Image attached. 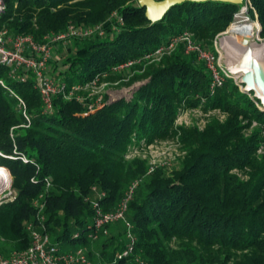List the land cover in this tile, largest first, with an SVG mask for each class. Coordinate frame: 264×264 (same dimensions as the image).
Wrapping results in <instances>:
<instances>
[{
    "label": "trees",
    "instance_id": "obj_1",
    "mask_svg": "<svg viewBox=\"0 0 264 264\" xmlns=\"http://www.w3.org/2000/svg\"><path fill=\"white\" fill-rule=\"evenodd\" d=\"M137 1L6 0L0 26L38 42L72 23L103 24L104 35L72 38L66 57L50 60L57 81L71 86L103 73H108L105 80L115 81L120 75L111 74L112 67L139 61L116 86L127 88L126 96L111 101L106 94L91 111L56 96L53 111L45 113L32 73L22 81L8 67L0 69L5 83H0V169L11 182L13 177L16 192L15 200L0 206V254L8 257L30 246L26 225L36 220L34 201L41 194L53 243L60 249L87 247L94 216L90 200L111 210L130 183L142 178L126 214L135 236L132 253L118 258L127 240L123 223L116 222L122 230L104 236L96 253L87 250L95 264H134L137 256L148 264H264V106L230 78L211 93L210 73L196 52L185 51L186 41L157 60L144 58L183 33L213 51L214 40L243 4L185 1L151 23ZM248 4L264 38V0ZM192 108L217 110L225 118H208L202 130L177 125L178 115ZM163 140H177L186 149L180 166L168 175L161 168L145 175L144 160L126 158L133 147ZM46 177L52 180L48 190ZM93 187L104 195L98 198Z\"/></svg>",
    "mask_w": 264,
    "mask_h": 264
},
{
    "label": "built area",
    "instance_id": "obj_2",
    "mask_svg": "<svg viewBox=\"0 0 264 264\" xmlns=\"http://www.w3.org/2000/svg\"><path fill=\"white\" fill-rule=\"evenodd\" d=\"M245 5L249 6V4ZM6 9V0H0V18L4 15ZM113 15H115V13H113ZM237 15L238 14L234 16L231 25L237 23ZM255 22L257 33L259 24L257 20ZM223 32L220 33L213 42L215 52L217 53L218 49L215 45L216 40L220 39L219 36L222 35ZM93 34H98L100 36L105 34L102 23L90 26H80L72 23L61 32L53 31L48 33L42 42H38L30 34H11L5 25L0 26V69L4 66L8 67L10 69V75L15 78L18 77L22 81L26 80L28 75L32 73L35 77L36 87L43 98L45 113H51L53 111V99L56 96H62L66 100H76L81 102L83 105L87 106L90 111L97 109L103 104L108 88H116V86L122 81L127 80L126 78L107 81L105 78L108 73H103L93 77L86 83L68 86L65 82L57 81L54 77L48 75L47 70L55 45L60 42L66 43L72 38H87ZM180 41H186L187 51L191 50L196 52L198 57L204 60L205 66L210 73L209 90L211 93L214 92L216 88L222 86L226 78L230 77L229 73L232 72L230 69H224V67L221 66L217 53L204 49L198 44L192 43L190 41L189 33H183L178 37L172 38L167 46L159 47L152 54L145 55V60L154 57L155 54H159L160 57L164 53H169ZM138 61L139 60H129L125 63L114 66L111 68L110 73H117L118 69L123 67L131 68V66ZM0 83L5 85L2 79H0ZM10 91L14 93L11 89ZM20 101L23 106L24 114L30 122V118L26 114L25 103L22 99H20ZM214 111L217 110L209 111L205 113V115ZM146 147L134 149L136 151V149H143ZM131 154H133L132 150L126 155V158L134 157ZM1 155L2 153L0 152V156ZM21 158L25 162L28 161L25 155ZM141 179L142 178H137L130 183L121 201L111 210H103L97 200H90L94 209L93 222L91 226L88 227L87 233V236L90 239L97 238L98 233L103 230L106 225L116 222H122L124 225L127 243L124 250L118 255V258L127 257L133 251L135 236L132 232V224L127 219L126 214L128 203L132 198L134 189L138 186ZM45 181L48 190L52 185V180L50 177H46ZM11 186L12 182L9 188L1 191L0 206L4 203L15 200L16 192ZM92 191L98 198L104 195V192H98L95 187L92 188ZM44 197L45 195L41 194L35 199L34 206L36 207V220L28 222L26 225L27 230L31 235L30 246L24 250L14 251L8 257L0 254V264H91L90 259L87 256V247H79L76 250L62 252L60 247L53 243L44 223V210L46 208ZM75 236L78 237L79 233H76ZM133 260L134 264H148L138 256Z\"/></svg>",
    "mask_w": 264,
    "mask_h": 264
},
{
    "label": "rangeland",
    "instance_id": "obj_3",
    "mask_svg": "<svg viewBox=\"0 0 264 264\" xmlns=\"http://www.w3.org/2000/svg\"><path fill=\"white\" fill-rule=\"evenodd\" d=\"M242 4L243 5L240 7V10L237 14L240 15L243 9H246V11H245V15L241 16L243 18L240 19V23H238V24H242V23L248 24V23H252L249 21H256L255 19H252L249 15V11H248L249 6L245 5V4H248V1H244ZM248 18H249V20H248ZM238 21H239V19H238ZM228 27L223 32V34L219 36L220 39L216 40L215 45H216V48L218 49V53L215 52V46L213 44V49H214L213 51L215 53H217L218 58H219V63L221 64L222 67H224V69H226V68L230 69L231 68V67L229 68V66L227 65V60L229 59V56L227 54L226 49L223 47V41L225 40V39L223 40V38H225V37L229 38L231 36V32L228 33V29H229ZM231 29L232 28H230V30ZM255 40H258V42H262V41H264V38H261L258 35V37ZM73 41L74 40H69L66 43H62V44L58 43L57 45H55V47L52 51V55H51V59H53V62L56 59H58V61L60 62L63 58L66 57V55L68 53H67V50H65V49L68 46H72ZM176 45H175V47H176ZM60 48L62 49L61 51H60ZM207 50L212 51L210 49H207ZM185 51L186 52H194L191 50L187 51V44L185 47ZM239 52H242V51L238 50L235 53H239ZM158 58H159V54H155L154 57H151L150 59L157 60ZM198 59L204 61L200 57H198ZM51 68H53V65L51 66V63L49 61L47 70H48V75H50V76H52ZM231 69H230V71H233V69L232 70ZM234 71H237V70H234ZM117 73H119L120 78L128 79L130 77V75L132 74V71L130 70L129 67H123V68L118 69ZM229 74H230V77H228V78L232 79L238 85L239 89L242 90L243 87L245 86V83H240L242 73L237 72V74H233V73H229ZM109 92H126V93H128V89L125 88L123 90H117L115 87H112V88H108L107 94H109ZM261 106L263 107L264 105L261 104ZM212 116H216L219 120H223L225 118V116L218 111H214L212 113L205 115V113H203L198 108H192V109L185 110L180 115H178V118L176 120V124L180 125V126H194L198 130H202L205 127V125L207 124L208 118H211ZM134 148L135 147L131 148V150L133 152V154H131V155L136 156L137 158H140L146 162L147 169H146L145 175H149L150 173H152L154 170H156L158 168H161L163 170V172L168 175V174H170V172L173 169L180 166L181 161L183 160L184 156L186 155V149L177 140L158 141V142H155V143L149 145L146 148L136 149V151ZM233 172H238V171L233 170ZM237 174H239L242 178L245 177V175L242 174L241 172H238ZM12 180H13V177H12ZM10 182H11V179H10ZM10 182L4 187V189H6L8 187ZM119 230H122L121 224H112L108 227L103 228L102 234H100V232H101L100 231L98 233L97 238L91 239L89 245L87 246V250L90 249L92 252L96 253L97 246H99V243L101 242L103 237L106 235H109V234H115ZM77 245L78 244H70L69 246L62 247L61 250H62V252H67L70 250H76L77 249L76 247H78ZM90 262H91V264H95L94 260H90Z\"/></svg>",
    "mask_w": 264,
    "mask_h": 264
},
{
    "label": "bare ground",
    "instance_id": "obj_4",
    "mask_svg": "<svg viewBox=\"0 0 264 264\" xmlns=\"http://www.w3.org/2000/svg\"><path fill=\"white\" fill-rule=\"evenodd\" d=\"M245 11L237 15V23L232 25L231 36L223 38V47L226 49L229 59L227 65L231 67V72H241L242 74L250 71L246 75V87L253 86L256 94L264 101V84L259 82L264 80V43L259 44L255 40V25L253 23H240L241 16ZM227 38V39H226ZM242 51L235 53L236 51ZM230 68V69H231ZM231 69V70H232ZM237 70V71H234ZM10 182V177L0 169V193Z\"/></svg>",
    "mask_w": 264,
    "mask_h": 264
},
{
    "label": "water",
    "instance_id": "obj_5",
    "mask_svg": "<svg viewBox=\"0 0 264 264\" xmlns=\"http://www.w3.org/2000/svg\"><path fill=\"white\" fill-rule=\"evenodd\" d=\"M185 1H195V2H202V1H208V0H138V5L141 7L145 8V17L147 18V20H149L151 23L159 21L162 19V17L165 15V13L174 5L176 4H180L182 2ZM212 1H223V2H229V3H233V4H242L245 0H212ZM258 22V21H257ZM232 23V22H231ZM230 23V25H231ZM259 24V23H258ZM230 25L228 28H230ZM259 31H260V25L259 28L257 30V34L259 35ZM249 72H245L242 74L240 83H245V86L243 87V91L244 92H249L252 91L253 92V97H256L260 100L261 104L264 105V101L256 94V90L254 89L253 86L250 87H246L247 85V80L246 75L251 76ZM259 82V84L262 86L264 84V80L262 81V79ZM126 92H109V97L111 99V101H116L121 97L126 96Z\"/></svg>",
    "mask_w": 264,
    "mask_h": 264
}]
</instances>
